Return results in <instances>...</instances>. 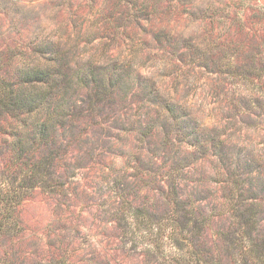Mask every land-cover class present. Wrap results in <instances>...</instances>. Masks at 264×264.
I'll list each match as a JSON object with an SVG mask.
<instances>
[{
	"label": "rangeland",
	"instance_id": "1",
	"mask_svg": "<svg viewBox=\"0 0 264 264\" xmlns=\"http://www.w3.org/2000/svg\"><path fill=\"white\" fill-rule=\"evenodd\" d=\"M37 67L59 81L42 103L63 187L23 201L0 264H157L144 253L155 236L135 248L120 223L128 205L163 215L172 186L209 218L212 250L235 181L264 230V0H0V80L27 89ZM97 89L109 103L75 119Z\"/></svg>",
	"mask_w": 264,
	"mask_h": 264
},
{
	"label": "trees",
	"instance_id": "2",
	"mask_svg": "<svg viewBox=\"0 0 264 264\" xmlns=\"http://www.w3.org/2000/svg\"><path fill=\"white\" fill-rule=\"evenodd\" d=\"M48 71L35 68V75L28 82L30 86L27 89L24 88L27 83L24 80L18 86L0 80V154L6 152L5 144L9 151H13L11 164L0 172V238L19 231V207L37 188L53 193L63 187L57 178V164L64 159V154L60 151L61 147H57L55 137L49 133L54 117L47 105L43 106L48 99L42 103L46 92L52 91L59 82ZM248 75L250 72L239 71L236 76L244 81L249 80ZM261 78L257 77L258 80ZM109 91H93L88 107H82L72 116L77 119L85 112L94 114L101 105L109 103ZM41 107L46 110L45 117L30 122ZM13 121L19 122L18 131L11 125ZM2 122L12 126L14 132L10 136L14 140L9 141L5 137L7 133ZM225 182L229 184L230 180ZM232 184L234 190L227 198V206L233 222L221 237L222 247L216 250H212L204 239L209 218L183 200L175 186H172L168 208L163 215L144 207L128 205L130 213L123 217L120 226L128 240L134 237L135 248L148 236H155L150 239L151 244L144 243V253L150 262L157 264H264V230L260 224L261 213L256 211L258 201L250 195V191L243 192L244 182L235 181ZM135 226L143 228L144 237L139 231L135 232ZM223 251L226 259L225 255L219 254Z\"/></svg>",
	"mask_w": 264,
	"mask_h": 264
}]
</instances>
